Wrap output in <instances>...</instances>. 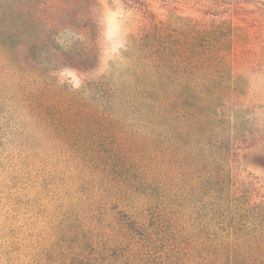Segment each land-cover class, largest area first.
<instances>
[{"label":"rangeland","instance_id":"374dc122","mask_svg":"<svg viewBox=\"0 0 264 264\" xmlns=\"http://www.w3.org/2000/svg\"><path fill=\"white\" fill-rule=\"evenodd\" d=\"M125 3L101 70L98 0H0V264H43L105 206L264 264V0Z\"/></svg>","mask_w":264,"mask_h":264},{"label":"trees","instance_id":"16d2710c","mask_svg":"<svg viewBox=\"0 0 264 264\" xmlns=\"http://www.w3.org/2000/svg\"><path fill=\"white\" fill-rule=\"evenodd\" d=\"M72 226L43 264H189L207 257L181 253L165 221L144 212L113 211L104 207ZM170 242V243H169ZM171 245L170 248L161 245Z\"/></svg>","mask_w":264,"mask_h":264},{"label":"clouds","instance_id":"9594fccd","mask_svg":"<svg viewBox=\"0 0 264 264\" xmlns=\"http://www.w3.org/2000/svg\"><path fill=\"white\" fill-rule=\"evenodd\" d=\"M96 23L99 29L98 47L100 49L101 70L124 46L128 24L134 16L125 0H98Z\"/></svg>","mask_w":264,"mask_h":264}]
</instances>
